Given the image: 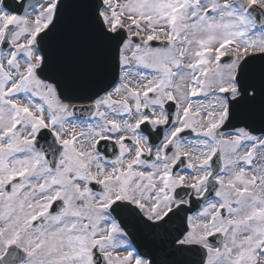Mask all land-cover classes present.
Here are the masks:
<instances>
[{
  "label": "snow or ice",
  "instance_id": "snow-or-ice-1",
  "mask_svg": "<svg viewBox=\"0 0 264 264\" xmlns=\"http://www.w3.org/2000/svg\"><path fill=\"white\" fill-rule=\"evenodd\" d=\"M0 264H264V0H0Z\"/></svg>",
  "mask_w": 264,
  "mask_h": 264
}]
</instances>
